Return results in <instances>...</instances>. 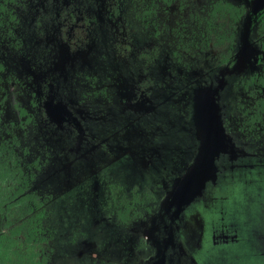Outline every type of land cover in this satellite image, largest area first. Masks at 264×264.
I'll use <instances>...</instances> for the list:
<instances>
[{
	"label": "flooded vegetation",
	"instance_id": "flooded-vegetation-1",
	"mask_svg": "<svg viewBox=\"0 0 264 264\" xmlns=\"http://www.w3.org/2000/svg\"><path fill=\"white\" fill-rule=\"evenodd\" d=\"M252 1L0 0V32L35 62L17 67L36 103L30 115L52 138L33 173L51 170L52 204L28 183L9 208L26 200L25 217L43 214L40 227L53 231L55 206L75 199L53 244L87 239L76 260L73 248L46 264H93L96 251L106 263L144 264L162 246L170 264H264V198L238 208L234 195L264 186V13L250 33L257 62L216 95L236 151L219 154L217 175L190 204L166 205L201 152L198 91L233 65ZM5 69L0 60V78Z\"/></svg>",
	"mask_w": 264,
	"mask_h": 264
},
{
	"label": "rangeland",
	"instance_id": "rangeland-1",
	"mask_svg": "<svg viewBox=\"0 0 264 264\" xmlns=\"http://www.w3.org/2000/svg\"><path fill=\"white\" fill-rule=\"evenodd\" d=\"M22 13H24V10L19 11L18 17ZM20 29L19 34L20 37H22ZM26 29L28 30V28ZM26 29L23 30L27 31ZM10 44L11 42L7 40L2 32H0V60L4 62L6 67V71L4 70L0 78V171L1 167L5 166L3 168L6 172L5 179H2V176H0V206L4 207L8 204V211L4 209L5 211L1 210L2 212H0V232L3 233L7 229V224H16L17 226L23 225V228L18 232L16 247L13 246L12 248L7 249L6 246H0V249L9 252L8 256L13 258V261L16 262L15 264H46L47 259L48 261L55 263L57 260L61 261L62 256L60 255L62 252L66 249L70 251L73 248L75 251L71 254L76 260V252H84V250L88 248H85L84 246L87 239L84 238L83 240L82 236L71 237V239L75 240V243L71 244L62 241V238H58V242L62 241L66 246L71 244L64 249V246L59 248L60 245L58 243H56V245L53 244L52 235L54 234V230L55 234L59 236L64 234L63 228L59 226L61 225L59 221L64 218L63 215L71 214L67 211H72L69 208L70 206L72 207L75 205V199L70 201L67 199L55 206V213L53 215L57 217H54L49 221L50 225L52 224L50 227L54 228L53 231L52 229H46V231H44V229L41 230L40 224L44 217L43 214L37 212V214H33L31 217H25L27 216L25 212H28L26 200L24 201L25 205L22 201L21 204L9 208L13 205L12 198L22 195L20 193L24 191L28 183L30 186L32 185L31 191L36 192L37 195L41 197L42 202L47 204V206L52 204L49 197L54 193L50 184L51 170L48 166L46 168H44V166V169L40 170L41 173L37 174V176H33L36 168L38 169L37 160L42 161L47 151L52 147V144L50 143L52 138L47 134L48 129L42 125V123H44L42 119L38 116L35 118L34 114L36 113L33 114L34 119L30 115V110L36 111L33 107V104H35L36 107V103H34L32 92L25 84H23V76L17 71V67L21 61L28 65H30L31 62H35L33 58L19 54L17 49H15L17 46L14 45L15 48H13ZM25 44L30 45L31 43ZM39 46L40 45H37V48H39ZM46 55L45 51L43 56ZM27 82L31 86L32 83L29 80H27ZM4 160L6 165L3 163ZM29 176L32 179L26 181ZM23 181H25V184ZM244 187L245 186L238 187L234 194L238 200V208L243 200L250 199V197L255 199L264 198V186L257 185L255 187ZM43 209L45 208L43 207ZM80 211L85 212L86 210L81 207ZM230 212L233 215L236 214V204H231ZM2 217H4V220H2ZM68 221H70L67 226L69 229H76L78 227L74 218L70 219V217H68ZM29 232L34 233L33 239H31L32 241L29 240ZM208 241L209 236L206 239L207 249L209 248ZM93 245H95V243ZM13 251H16V253L13 254ZM147 255L148 254H137L133 255V258L135 260L143 259ZM89 256L91 257V263L93 264H110L106 263L99 257L98 251L90 253ZM88 263L90 262L85 260L78 262V264Z\"/></svg>",
	"mask_w": 264,
	"mask_h": 264
},
{
	"label": "water",
	"instance_id": "water-1",
	"mask_svg": "<svg viewBox=\"0 0 264 264\" xmlns=\"http://www.w3.org/2000/svg\"><path fill=\"white\" fill-rule=\"evenodd\" d=\"M250 12L244 20L239 36V49L233 65L222 74L220 82H213L206 90L198 91L196 99V125L202 142L201 152L188 173L179 180L170 192L166 205L176 206L179 210L190 204L202 193L206 184L217 175L216 161L220 153H234L235 146L228 137L220 119V105L216 95L220 88L229 85L242 72L253 67L257 62L258 52L250 42L253 23L264 13V0H253L249 5ZM167 249L162 246L155 257L144 264H170Z\"/></svg>",
	"mask_w": 264,
	"mask_h": 264
},
{
	"label": "trees",
	"instance_id": "trees-1",
	"mask_svg": "<svg viewBox=\"0 0 264 264\" xmlns=\"http://www.w3.org/2000/svg\"><path fill=\"white\" fill-rule=\"evenodd\" d=\"M261 30L260 33L262 34L263 38H264V17L262 19L261 22ZM263 44H264V40H263ZM8 232L5 233H1L0 232V246H6L7 249L12 248L13 246L16 247L17 245V240H18V232H20V230L23 228V225H8ZM41 228V227H40ZM42 230V228H41ZM32 236V237H31ZM34 233L33 232H29L28 233V237L29 240L32 241L31 239H33ZM16 237V238H15ZM8 243V245H7ZM8 253L6 250L0 249V264H15L16 262L13 261V258L8 256ZM16 253V251H13V254ZM7 256V257H6ZM6 257V258H5Z\"/></svg>",
	"mask_w": 264,
	"mask_h": 264
}]
</instances>
